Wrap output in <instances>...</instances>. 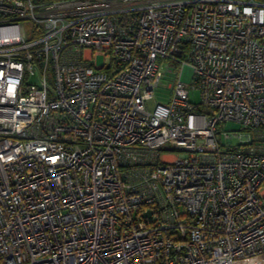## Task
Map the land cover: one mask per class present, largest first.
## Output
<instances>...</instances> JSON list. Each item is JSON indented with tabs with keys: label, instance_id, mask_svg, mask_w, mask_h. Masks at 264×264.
I'll use <instances>...</instances> for the list:
<instances>
[{
	"label": "built area",
	"instance_id": "2783aa9c",
	"mask_svg": "<svg viewBox=\"0 0 264 264\" xmlns=\"http://www.w3.org/2000/svg\"><path fill=\"white\" fill-rule=\"evenodd\" d=\"M0 264H264V0H0Z\"/></svg>",
	"mask_w": 264,
	"mask_h": 264
},
{
	"label": "rangeland",
	"instance_id": "374dc122",
	"mask_svg": "<svg viewBox=\"0 0 264 264\" xmlns=\"http://www.w3.org/2000/svg\"><path fill=\"white\" fill-rule=\"evenodd\" d=\"M96 64L101 65L102 64V58L97 57ZM174 67L171 64L163 63L161 65V70L163 72V76L161 78L160 84L153 92V96L150 101L146 102V107L148 109H152L156 104H165L167 100L169 99L171 95V86L173 83L171 71ZM181 82L187 87L189 90V101L193 104L199 103V91L197 88L192 86V70L188 66H184L181 68ZM228 129H236L237 127L232 124H227ZM232 144H236L237 141L232 140Z\"/></svg>",
	"mask_w": 264,
	"mask_h": 264
},
{
	"label": "trees",
	"instance_id": "16d2710c",
	"mask_svg": "<svg viewBox=\"0 0 264 264\" xmlns=\"http://www.w3.org/2000/svg\"><path fill=\"white\" fill-rule=\"evenodd\" d=\"M39 1H47V0H39Z\"/></svg>",
	"mask_w": 264,
	"mask_h": 264
}]
</instances>
